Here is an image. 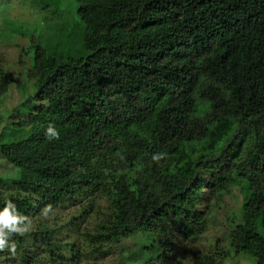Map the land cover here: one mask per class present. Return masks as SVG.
Listing matches in <instances>:
<instances>
[{
	"label": "trees",
	"instance_id": "obj_1",
	"mask_svg": "<svg viewBox=\"0 0 264 264\" xmlns=\"http://www.w3.org/2000/svg\"><path fill=\"white\" fill-rule=\"evenodd\" d=\"M69 1L61 4L75 25L18 29L24 71L0 67V97L14 83L29 106L0 130V155L14 169L0 178V208L11 199L32 219L13 237L16 264H72L61 227L35 220L48 204L95 216L83 236L95 254L146 235L142 264H180L177 247L206 228L201 207L235 186L240 222L223 250L192 264L230 254L264 264V0ZM49 124L58 140L46 136ZM228 124L217 154L170 161Z\"/></svg>",
	"mask_w": 264,
	"mask_h": 264
},
{
	"label": "rangeland",
	"instance_id": "obj_2",
	"mask_svg": "<svg viewBox=\"0 0 264 264\" xmlns=\"http://www.w3.org/2000/svg\"><path fill=\"white\" fill-rule=\"evenodd\" d=\"M69 0H0V67H5L6 74L16 77L22 74L24 67L19 62L25 59L19 58L20 48L24 47L27 39L21 35L31 30L33 23L42 28L43 34H54L57 24L62 21H70L75 25L73 14H65L61 3L67 4ZM12 26V27H11ZM45 31V32H46ZM69 38H66V40ZM20 76V75H19ZM28 103L19 94L14 83L8 91L0 97V130L4 126L24 120L21 114H27ZM232 129L228 124L223 132H214L201 143H187L174 150L170 157L173 164L187 165L197 156L213 155L219 152L225 135ZM14 169L0 155V178L12 175ZM1 189V188H0ZM222 195V194H221ZM220 195V197H221ZM217 194L211 196L210 204L201 207V211L207 214V223L204 232L195 244L183 242L178 248L175 259L180 264H192L193 255H212L217 249H224L226 243L224 237L230 230L231 222L239 223L241 217V204L243 195L238 187L232 188L224 197ZM80 210L76 206H64L54 209L50 218L44 219L41 215L35 218L48 224L61 227L58 238L67 243L73 249L72 264H142L143 260L139 250L148 247L150 240L146 235H134L117 243L103 247L98 254L84 246L83 236L91 233L95 225V216H80ZM76 218V219H75ZM217 243V248L214 244ZM222 249V250H223ZM16 255L9 251H2L0 264H16ZM221 264H256V260L249 255L230 254L221 261Z\"/></svg>",
	"mask_w": 264,
	"mask_h": 264
},
{
	"label": "clouds",
	"instance_id": "obj_3",
	"mask_svg": "<svg viewBox=\"0 0 264 264\" xmlns=\"http://www.w3.org/2000/svg\"><path fill=\"white\" fill-rule=\"evenodd\" d=\"M46 136L51 140H58L60 134L56 127L49 124L46 129ZM163 153L154 154L152 159L159 161L163 158ZM54 212L53 206L48 204L41 209L40 215L44 219L50 218ZM32 228V219L27 215L21 214L16 204L11 200H7L2 208H0V251L7 249L11 254H15L16 242L14 236H25Z\"/></svg>",
	"mask_w": 264,
	"mask_h": 264
}]
</instances>
